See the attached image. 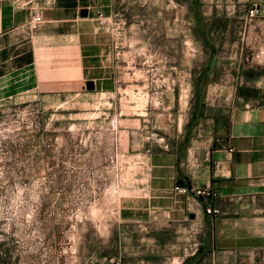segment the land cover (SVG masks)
I'll use <instances>...</instances> for the list:
<instances>
[{
	"label": "rangeland",
	"instance_id": "obj_1",
	"mask_svg": "<svg viewBox=\"0 0 264 264\" xmlns=\"http://www.w3.org/2000/svg\"><path fill=\"white\" fill-rule=\"evenodd\" d=\"M247 10L208 24L203 0H113L111 89L0 104V264H126L158 239L120 221L150 151L264 106V13Z\"/></svg>",
	"mask_w": 264,
	"mask_h": 264
},
{
	"label": "crops",
	"instance_id": "obj_2",
	"mask_svg": "<svg viewBox=\"0 0 264 264\" xmlns=\"http://www.w3.org/2000/svg\"><path fill=\"white\" fill-rule=\"evenodd\" d=\"M203 1L208 24L253 6L264 13V0ZM112 12L113 0H0V104L77 96L88 81L102 94L111 89ZM34 15L43 21L30 30ZM210 113L198 139L159 142L147 155L145 183L122 204L120 221L158 239L135 242L126 264H264V106ZM176 183L189 191H174ZM198 187L216 196L196 197Z\"/></svg>",
	"mask_w": 264,
	"mask_h": 264
},
{
	"label": "built area",
	"instance_id": "obj_3",
	"mask_svg": "<svg viewBox=\"0 0 264 264\" xmlns=\"http://www.w3.org/2000/svg\"><path fill=\"white\" fill-rule=\"evenodd\" d=\"M256 8L255 6H253L252 8H249L247 10V15L249 17H253L256 13ZM42 17L40 15H34L30 21L28 22V27L30 30H36L42 23ZM174 191L179 192V193H187L189 191V188L187 186H184L182 184H178L176 183L174 186ZM194 196L196 197H210L213 198L216 196V192H214L213 190H211L210 188H204V187H198V188H194L192 190ZM207 213H218L219 210L217 208H209L206 210Z\"/></svg>",
	"mask_w": 264,
	"mask_h": 264
},
{
	"label": "water",
	"instance_id": "obj_4",
	"mask_svg": "<svg viewBox=\"0 0 264 264\" xmlns=\"http://www.w3.org/2000/svg\"><path fill=\"white\" fill-rule=\"evenodd\" d=\"M80 13L82 16H85L87 12H86V10H82ZM86 86L89 90H92L94 88V83L92 81H88L86 83Z\"/></svg>",
	"mask_w": 264,
	"mask_h": 264
}]
</instances>
